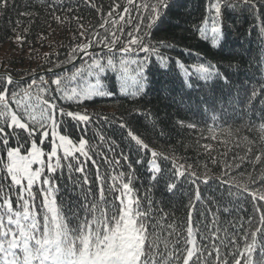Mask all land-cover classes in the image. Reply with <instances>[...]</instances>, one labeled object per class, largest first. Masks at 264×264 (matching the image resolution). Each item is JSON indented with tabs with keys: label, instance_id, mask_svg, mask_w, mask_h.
Here are the masks:
<instances>
[{
	"label": "trees",
	"instance_id": "1",
	"mask_svg": "<svg viewBox=\"0 0 264 264\" xmlns=\"http://www.w3.org/2000/svg\"><path fill=\"white\" fill-rule=\"evenodd\" d=\"M212 1L168 0L171 7L163 10L147 39L155 46H171L160 47L161 53L170 58L169 68L152 67L145 91L138 96L118 94L87 108H76L74 104L73 110L86 111L92 117L91 122L79 126L75 122L66 123L62 131L58 130L74 143L80 138L86 139V150L91 159L79 153L74 154L76 159H65L63 152L59 151L60 168L56 173H49L45 164L42 179L47 176L56 178L59 187L57 203L59 206L62 198L65 211L85 203L84 193H91L89 200L99 201L103 189L107 204L102 202L100 211L106 213L111 204L119 203L116 197L120 195L122 184L131 181L130 187L140 199L142 210L148 208L149 199L153 202L148 220L150 232L153 231V220L158 221L149 238L154 250L175 253L180 247L191 248L192 245L184 241L188 237V227H192L197 244L201 247L208 245L205 256L211 264H220L214 258L216 249L212 245L220 249L221 257L228 258L234 249L244 251L246 235L253 225L262 227L259 218L264 214V208L256 212L252 205L256 203L260 207L264 201H254L249 193L264 191L261 182L264 179V97L252 98L253 90L259 93L264 87V32L260 31L264 27V0H250L253 6H262H246L241 13L226 8L222 39L216 47H212L209 39L201 38L198 31ZM114 3L126 5L127 0H9V8L0 12V76L11 74L22 79L38 74L47 80L55 78L53 73H56L65 77L60 87L66 91L72 88L81 90L95 83V77L87 74L89 56L85 55L66 69L56 67V64L62 63L63 67L71 64L67 63L69 46L75 48L78 43L95 38H107L110 42L114 38L113 32L126 43L133 23L140 26L135 34L145 31L147 22L142 18L149 15L147 6L155 5L156 0H137L133 4L140 9L139 12L129 5L130 12H122L117 7L113 16H109L108 6ZM116 12L125 19L109 23ZM95 33L99 34L98 37L93 35ZM17 35L23 37L22 42L16 40ZM121 47L118 41L114 48L118 68L121 57L127 60H143L145 57L143 52L125 55L120 52ZM101 48L103 45L96 46L95 52L100 53ZM103 52L107 53V49L104 48ZM177 60L184 64V68L175 63ZM200 63L217 65L221 74H227L229 82L199 79L200 74L191 67ZM126 67L129 89L132 90L131 78L139 79L136 65L129 63ZM80 68L84 72L71 80L72 74ZM50 69L55 72L47 73ZM184 69L191 70L192 74ZM119 74L107 72L103 78L105 86L110 88L115 84L119 88V81L113 79ZM31 78L16 81L25 82ZM188 83L191 87H187ZM38 86L39 81L31 90L25 91L28 84L22 83L17 91L23 93L20 110L24 104L29 105L28 111L39 122L47 105L44 103L45 94L39 92ZM57 103L67 104L68 101L61 97ZM10 107L16 108L15 105ZM121 122L126 125L123 129L119 127ZM129 130L147 143L150 151L138 149L127 136ZM101 136L104 140L100 139ZM21 144L27 147L23 139ZM40 146L47 161L49 142L46 140ZM151 151L160 154L157 163L168 182L177 184L172 192L167 190L164 181L157 183L150 179L147 161L152 159ZM21 153L27 154L23 147ZM257 156L261 158L259 162L255 159ZM0 158L6 160V153L0 154ZM138 159L143 163H136ZM173 162L188 170L184 177L173 175ZM70 163L72 169L68 168ZM76 166L82 167L83 171L76 172ZM192 171L201 177L196 184L191 183L189 173ZM205 172L210 177L207 183L204 182ZM5 175L0 170V176ZM85 177L87 184L83 183ZM9 179L0 184L3 192H8ZM44 187L47 186L42 182L34 184L35 199H29L30 209L34 207L37 219L41 221L44 194L40 190ZM245 187L248 191H244ZM197 189L201 195L199 201L195 199ZM229 191L233 195L230 196ZM4 199L0 193V214L7 211ZM6 199L12 203L14 212L22 211L16 202L15 189ZM3 219L6 225L7 216ZM177 233L182 237L180 245L175 243ZM202 235L209 239L201 240ZM257 237L256 250L251 253L254 262L264 248V243L259 241L260 234ZM208 252L213 255L208 256ZM186 255L185 252V258ZM237 258L244 264V257Z\"/></svg>",
	"mask_w": 264,
	"mask_h": 264
},
{
	"label": "snow or ice",
	"instance_id": "2",
	"mask_svg": "<svg viewBox=\"0 0 264 264\" xmlns=\"http://www.w3.org/2000/svg\"><path fill=\"white\" fill-rule=\"evenodd\" d=\"M129 5L132 10L139 12L140 9L133 4V0H127L126 5L110 4L109 16H113L115 8L120 7L122 12H130ZM243 5L249 8L261 7L262 5L253 6L250 0H243ZM242 5H232V9ZM70 7V5H69ZM98 7V5H93ZM149 7V15L143 17L146 21L145 31L135 34L139 31V25L132 24V30L127 33L128 39L125 43L116 36L110 42L107 38L89 39L86 43L77 44L75 48L69 46V54L67 56V63H73L76 56L83 54L90 57L88 64V76L95 77V83L88 85L81 90L72 88L70 91L62 89L61 83L65 79L62 75L53 73L55 78L45 79L42 75H35L29 81L20 82L13 79L11 74L0 76V154L6 153V160L0 158V170L6 173L5 176H0V184L6 178L9 179L8 192H3L0 187V193H3L5 199L4 203L7 205V211L0 214V264H211L205 252L208 250V245L201 247L197 244L193 234L192 227H188V237L184 241L185 244L192 245L191 248L180 247L175 253L164 250H154V245L149 242V238L154 234V228L158 221L153 220L152 229L150 232V224L148 218L152 215V200H148V208L141 209V201L134 194L131 181L123 183L121 195L116 197L118 204L113 203L108 207V212L100 211L104 201L103 189L100 190V200H89L91 193H84L83 199L85 203L80 204L78 208L64 210L63 199L57 203L59 187L56 178L47 176L42 179L45 169L46 153L42 145L46 140L49 142L50 151L47 153L48 163L46 165L49 173H56L60 168V158L57 154L59 150H63L65 159H76L74 153H79L86 159H91L86 150L88 141L80 138L78 146L68 135L60 134L63 130V125L75 122L76 126L87 125L91 122L92 117L86 111H74L73 105L76 108H87L92 103L99 102L103 99L111 98L114 95L123 94L124 96H138L145 91V82L151 72L152 67L157 69L169 68V57L162 54L160 47L170 48L168 44L160 46L152 45L147 37L151 34V29L159 20L163 10L168 9L171 5L168 0H156L155 5ZM9 8V0H0V12L6 11ZM214 11L215 16L211 13ZM209 17L212 26L209 30L207 27L208 19L204 20L206 27L199 28V35L203 39L212 40V47H216L221 37V27L218 23V18L222 13V6L220 0L211 3L208 7ZM59 20L60 18L57 17ZM125 17L116 12L114 18L109 23H115L117 20H124ZM137 19H140L137 17ZM99 23V22H98ZM129 23H132L129 20ZM104 27L103 24L100 25ZM120 31L123 29L121 27ZM264 32V27L260 29ZM98 37V33L93 34ZM16 40L22 42L23 37L17 35ZM122 45L119 49L125 55L132 53H145L143 60H127L120 58L119 68L115 62L114 48L117 43ZM103 45L100 53L95 52V47ZM93 47V52H89V48ZM107 49V53L103 49ZM129 63L136 65L137 76L139 79L131 78L132 90L129 89V78L127 77ZM180 68H184V64L179 60L175 62ZM147 65V67H146ZM62 63H57L56 67L63 68ZM217 65L209 64L205 66L200 63L195 71L199 73V79L204 81L223 80L228 83L227 74H221L217 70ZM231 67V65H229ZM51 71V69H50ZM121 73L114 75L113 79L119 81V88L114 84L112 87H106L103 83V78L107 72ZM84 72L83 68L77 69L70 77L75 80L78 75ZM39 81V92L45 94L44 103L47 107L42 110L41 120L38 122L36 117L29 111V105L24 104L23 110H20V105L23 98V93L18 92L22 83L28 84V89L31 90L33 85ZM55 86V87H53ZM187 87H191L188 83ZM257 96L264 97V87L257 93L253 90L252 98ZM68 101L67 104L58 105L57 101L60 98ZM39 99V96L37 97ZM15 105V110L10 106ZM107 120V117H104ZM125 123L121 122L119 127L125 128ZM189 127L193 125L189 124ZM264 127V126H262ZM58 129L60 131H58ZM10 130V131H9ZM127 136L131 138L138 146V149L150 151L147 143L134 135L131 130L127 132ZM50 138V139H49ZM25 141L27 147L21 144V140ZM104 140V137H100ZM15 141V144L12 141ZM22 147L27 153L21 154ZM160 154L156 151H151L152 159L147 161V169L150 173V179L159 183L164 181L166 188L172 192L177 188L175 182H168L162 167L157 163V158ZM53 158H56L55 164L52 163ZM127 159V157H125ZM165 160L168 157H164ZM256 161H260L259 156L255 157ZM118 163V161H117ZM136 163H143V160H137ZM40 167L33 170V165ZM79 164V161L77 162ZM171 167L174 169L173 175L184 177L186 172L184 165L177 166L175 162ZM69 169L73 168L70 163ZM76 172H82L83 168L75 167ZM161 174V175H157ZM123 173H121V176ZM192 184H196L201 177L192 171L189 173ZM115 180L116 178L113 177ZM210 179L207 172L204 173V182L207 183ZM26 182V183H25ZM37 182H42L47 186L41 188L44 194V199L41 207L42 221L37 219L34 207L30 210L29 199H35L33 196V185ZM264 183V179L261 180ZM84 184L88 183L87 178H84ZM154 186V185H153ZM239 187V186H238ZM13 189L17 192V203L20 204L22 211H13L12 203L6 197ZM244 191H248L245 187ZM254 201H264V191L259 193L252 191L249 193ZM229 195H233L229 191ZM195 199L199 201L201 195L199 189L196 190ZM191 200V197H190ZM256 212H260L264 205L257 207L256 203L252 205ZM227 210V209H225ZM99 213V214H97ZM7 216V224H4V216ZM250 225L252 221L248 222ZM259 224L262 227H255L253 225L249 233L246 235L244 251L240 252L234 249L228 258L220 256V249L215 248V259L220 261V264H241V259L237 257H244V264H264V248L261 249L259 258L254 262L251 258V253L256 250L258 243L257 234H260L259 241L264 243V214L259 218ZM173 227V225H169ZM175 230V229H174ZM207 235H202L201 240H208ZM182 237L179 233L176 235L175 243L181 244ZM232 241H230L231 243ZM223 244L224 242L221 241ZM227 247V245H224ZM186 252V258L184 253ZM213 253L208 252V256ZM195 257V259H194Z\"/></svg>",
	"mask_w": 264,
	"mask_h": 264
},
{
	"label": "rangeland",
	"instance_id": "3",
	"mask_svg": "<svg viewBox=\"0 0 264 264\" xmlns=\"http://www.w3.org/2000/svg\"><path fill=\"white\" fill-rule=\"evenodd\" d=\"M216 2V0H213L211 3H215ZM220 2H221V6H222V13H221V16L218 18V23H219V26L221 27V30L223 31V28H224V12H225V9L226 8H230V9H232V5H242V6H238V7H236L235 8V10L237 11V12H242L243 10H245V8H246V6L247 5H243V0H239V1H236V0H220ZM210 3V4H211ZM210 4H209V6H210ZM208 6V7H209ZM211 15L212 16H215V13H214V11L211 13ZM208 17H209V12H208V15H207V17H206V19H208ZM211 26H212V21H211V19H208V24H207V27L209 28V30H210V28H211ZM203 27H206V25H205V23H203V25H202V27L201 28H203ZM222 31H221V37H220V41H221V39H222ZM209 40L211 41V43H212V40H211V38H210V36H209ZM220 41L218 42V44H217V46L220 44ZM199 65H194V66H192L191 67V70L192 71H195V69H196V67H198ZM205 66H208V65H205ZM191 70H189V69H184V71H187V73L188 74H192V71ZM196 72V71H195ZM199 74V73H198ZM59 131V130H58ZM61 134V133H60ZM70 139V138H69ZM77 146H78V143H75ZM38 146H40V145H38ZM41 147V146H40ZM59 151H62L63 152V150L61 149V150H59ZM58 151V152H59ZM22 154V153H21ZM74 154H76V153H74ZM22 155H24V154H22ZM26 155V154H25ZM57 156H58V154H57ZM43 159H44V161H45V164H47L48 163V160L46 161V159H45V157H43ZM56 160V158H53V160H52V163L53 164H55V161ZM40 166L37 164V165H33V170H36V169H38ZM26 183V182H25ZM37 183H39V182H37ZM123 191V189L120 191V195H121V192ZM119 195V196H120ZM30 210H32V209H30Z\"/></svg>",
	"mask_w": 264,
	"mask_h": 264
},
{
	"label": "water",
	"instance_id": "4",
	"mask_svg": "<svg viewBox=\"0 0 264 264\" xmlns=\"http://www.w3.org/2000/svg\"><path fill=\"white\" fill-rule=\"evenodd\" d=\"M136 1H137V0H134L133 2H136ZM89 52H93L92 47L89 48ZM84 56H85V55L80 54V56H79V57H78L73 63H71V64H69V65L63 67L62 69L69 68V67H70L72 64H74L77 60L82 59ZM51 72H55V71H48L47 73H51ZM28 78H31V76L28 77ZM28 78L17 79V78H14V77H13V79H15V80H26V79H28Z\"/></svg>",
	"mask_w": 264,
	"mask_h": 264
}]
</instances>
